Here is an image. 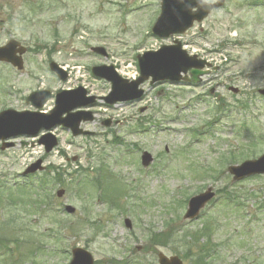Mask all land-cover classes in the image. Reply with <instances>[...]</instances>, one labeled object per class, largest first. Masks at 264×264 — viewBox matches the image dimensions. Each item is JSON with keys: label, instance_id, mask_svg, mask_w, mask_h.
<instances>
[{"label": "rangeland", "instance_id": "rangeland-1", "mask_svg": "<svg viewBox=\"0 0 264 264\" xmlns=\"http://www.w3.org/2000/svg\"><path fill=\"white\" fill-rule=\"evenodd\" d=\"M250 1L228 0L185 35L159 40L151 29L160 14V0H51V10L39 13L29 25L18 23V15L26 12L20 6L25 0H0V46L10 39L33 49L55 46L51 54L26 55L23 71L0 64V112L34 110L26 98L41 89L53 94L45 112L54 108V96L61 90L84 86L105 97L111 86L93 77V67L114 66L123 77L139 76L137 55L175 40L188 53L220 65L216 74L203 78L201 87L147 82L140 102L113 107L99 102L92 109L97 119L83 127L94 132L93 137L74 138L57 129L58 147L44 165L73 177L61 186L49 175L41 192L48 205H31L32 197H40L36 192L22 196L19 208L0 205V264H69L76 247L87 249L96 264H158L159 253L194 264L196 254L183 248L193 241L182 243V234L202 229L211 218L218 252L206 264H264V176L234 183L227 172L231 153L244 157L238 163L264 154V138L262 144L259 140L264 135V97L259 94L264 89V5L255 8ZM97 47L108 57L92 53ZM51 61L70 72L66 83L50 72ZM230 88L240 92L230 93ZM219 102L226 103L228 117L215 113ZM107 120L113 121L110 128L102 125ZM243 125L247 131L240 129ZM26 142L0 150V184L30 187L44 180L47 174L22 177L26 167L44 155L37 140ZM252 143L258 145L254 158L247 151ZM145 151L155 159L146 170L141 165ZM99 165L110 172L105 176L111 184L102 180L108 200L104 203L98 201L103 190L88 186ZM210 167L217 174L204 175ZM209 187L215 198L197 220H184L187 202L182 203ZM60 189L66 191L63 199L56 198ZM65 205L74 207L76 215H66ZM125 219L131 220L132 229ZM86 220L91 223L84 224ZM152 233L171 237L166 243L156 238L150 243ZM203 243L206 237L198 246Z\"/></svg>", "mask_w": 264, "mask_h": 264}, {"label": "water", "instance_id": "water-1", "mask_svg": "<svg viewBox=\"0 0 264 264\" xmlns=\"http://www.w3.org/2000/svg\"><path fill=\"white\" fill-rule=\"evenodd\" d=\"M225 0H217L214 5L202 3L200 0H162V12L157 20L152 32L160 38H168L174 34H182L192 27L194 21L201 22L206 18L213 9H217L224 4ZM196 9V11H193ZM18 46L15 42H10L6 47L0 48V61H6L22 69V61L16 58L18 52L23 54L24 50H17ZM96 53L105 55L103 49H95ZM142 77L135 83H128L120 78L114 71L113 67L95 68L94 74L97 77L105 78L113 84L112 93L106 99L109 104L117 102H125L138 99L142 96V92L138 91V86L147 80L153 78V82L170 80L178 82L181 80V73L186 74L189 70L194 82L199 81V77L206 73L199 71L204 68L205 62L198 61L196 57H189L185 51H182L181 45L165 46L157 52L145 53L139 57ZM51 70L55 72L62 81H65L67 74L57 65L52 64ZM264 94V92H262ZM85 91L79 89L73 92H62L57 95L56 108L50 115L30 112L4 111L0 114V140L6 141L19 136H37L41 130H52L57 126H63L72 130L75 136L88 134L79 131L81 121H88L83 113L71 114L77 108L87 106L89 103L85 98ZM49 93H36L31 95V100L38 108H42L44 102L48 98ZM89 101L93 102V98ZM67 114L66 118L63 115ZM40 144L46 147L49 153L57 145L55 137L46 135L42 137ZM13 144H4L3 150L12 147ZM152 162L149 154H144L143 165L147 167ZM43 171L41 161L34 164L25 174ZM229 172L234 176V181L244 178L264 174V156L257 161L245 162L239 167H231ZM64 191L58 193V197H62ZM214 197L209 190L207 193L199 195L190 200L189 208L185 219H194L198 216L200 210ZM66 211L70 214L75 212L72 207H66ZM126 224L131 227L127 220ZM160 264H182L177 258L167 259L165 256H159ZM70 264H94L93 257L90 253L82 249L73 251V260Z\"/></svg>", "mask_w": 264, "mask_h": 264}, {"label": "trees", "instance_id": "trees-1", "mask_svg": "<svg viewBox=\"0 0 264 264\" xmlns=\"http://www.w3.org/2000/svg\"><path fill=\"white\" fill-rule=\"evenodd\" d=\"M237 159V157H234L233 158V160H236ZM58 182H59V180H58ZM14 202L11 200V204H13ZM172 234V233H171ZM197 234H200V232H195V235L193 236V239H195L196 240V235ZM186 236H184L183 237V240L185 241L186 240ZM192 250H193V247L191 246V247H189L188 249H187V251H188V253H192ZM207 249H206V246H203V247H201L200 248V250L198 251V256H197V261L200 263V262H203V260L206 258V257H208V254H207Z\"/></svg>", "mask_w": 264, "mask_h": 264}]
</instances>
